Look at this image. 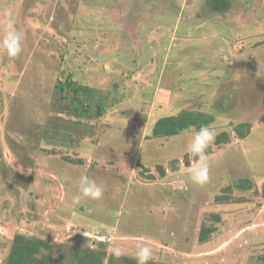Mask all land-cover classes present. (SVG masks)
I'll return each mask as SVG.
<instances>
[{
    "label": "rangeland",
    "instance_id": "rangeland-1",
    "mask_svg": "<svg viewBox=\"0 0 264 264\" xmlns=\"http://www.w3.org/2000/svg\"><path fill=\"white\" fill-rule=\"evenodd\" d=\"M140 1L0 0V264H3L9 238L23 220L19 211L27 200L35 203V196L44 209L40 215L44 229H49L52 234L65 229L59 237L62 241L85 238L84 242L92 246H95L94 241H104L107 249L123 253L145 250L155 258H159L161 250H167L169 253L165 258L171 260L173 255L177 261L173 258L171 261L183 264H246L252 250L264 247V197L259 193L264 183V70L251 72V65L260 63L249 62L250 58L246 57L241 59L240 54L234 57L232 54L233 68L228 70L230 65L223 66L218 56H213L222 33L214 24L207 27L185 25L187 41L183 47L174 42L171 34L164 43L170 17L164 11L174 0H158L153 11L158 17L139 24L140 28L136 29L133 18ZM187 1L182 0V3ZM181 17L178 13L172 21L173 27L180 23ZM230 20L228 22L235 27V22ZM240 34L239 38L233 39L232 53L241 46L246 48L253 35H246L244 31ZM225 45L224 49L228 51L229 47ZM134 47L139 49V55L155 57L152 63L144 65L146 70L143 75H138L139 80L136 78L131 82L123 77L128 87L141 82V78L147 84L146 77L149 72H156L154 67L160 59L157 54L163 47L165 59L188 56L189 63L196 67L204 63L219 66L214 70L182 68L178 87L160 114H174L178 109L188 107L187 98L193 96L194 91L197 98L206 100L204 104L216 115L213 127L193 134H177L161 142L158 138L144 137L150 133L148 117L154 103L145 115H138L126 109L133 102L124 93L128 97L127 103L106 110L95 122L94 111L86 118L75 119L70 115L74 104L69 98L52 99L55 77L61 68L69 66L77 76L80 70L82 75L76 76L77 83L87 81L82 76L91 70L98 73L97 76L104 74L100 72L102 65L106 72H114L116 78L122 77L126 75L124 69L139 65L140 58L134 60L136 63L120 61L119 66L124 67V72L113 68L114 59L116 62L123 53L130 55V48ZM261 48L259 60L264 57V46ZM212 56L213 60L209 62ZM82 59L87 60L85 64L80 63ZM109 65L112 66L108 68ZM182 65L185 67L186 64ZM170 66H174L172 71L178 68V65ZM66 69L62 72L64 75ZM222 71H227L234 79L229 77L231 81H227L224 78L223 85L219 77L213 76V81L207 83L203 76L204 73L214 75ZM170 80L171 71L164 77L162 95H165ZM218 99L219 107H216L213 102ZM122 108L126 110L123 112ZM121 120L123 123L118 127L116 122ZM113 122L109 127L105 126ZM141 122L144 127L140 132ZM241 122L252 123L243 140H232L221 148L213 146L211 155L203 154L202 148L212 145L218 130ZM71 138L78 139L71 144L73 146L68 144ZM42 147L69 152L75 149L79 150L80 156L101 163L111 160L123 166H129L131 162V165L128 172L124 169L118 172L91 169L64 162L59 154H47ZM192 149L198 150L201 157L198 162L192 161L191 167L156 179L155 184L146 182L137 186L143 181H134V163L153 166L158 161L180 158ZM121 172L126 173L128 189L125 191ZM238 178L253 180L258 193L232 189L225 193L228 197L230 194L235 197L246 195L251 200L219 204L216 196L223 193L222 187L235 183ZM48 179L52 180L48 182ZM175 186L178 194H172L173 190L169 188ZM49 187L58 194L52 197L51 205ZM138 187H145V197L136 190ZM164 193L163 203L157 197ZM166 202L171 211L162 215L160 210ZM258 202L260 207L255 206ZM217 212L225 222L224 226L206 242H200L201 222L207 224L208 214ZM246 219H253L252 224L239 227ZM20 225L36 230L28 222Z\"/></svg>",
    "mask_w": 264,
    "mask_h": 264
},
{
    "label": "trees",
    "instance_id": "trees-1",
    "mask_svg": "<svg viewBox=\"0 0 264 264\" xmlns=\"http://www.w3.org/2000/svg\"><path fill=\"white\" fill-rule=\"evenodd\" d=\"M157 1L158 0L140 1V4H138L136 7L137 8V10L135 11L136 16L132 15L134 16L133 20H135V22L137 23L136 29L140 28L139 24L142 23L144 24V22L146 23L150 22L153 18L155 19V17H158L153 15L154 13L153 11H155L154 7ZM174 1L173 2L171 1L170 6H167L166 10L164 11V14L166 16L167 15L170 16L168 19L169 25L166 28L167 32L163 37L164 43H166V40L170 37L171 34V37L174 35L175 38L174 42L176 44H180L183 47L185 45V42L187 41L186 32H185V29L187 27H184L185 25L186 26L201 25L200 27L202 26L207 27L210 24L211 25L214 24V26H218L220 28L222 33L219 34L218 47L215 50L213 56L215 57L218 56L219 61H221V64H223V66L228 67L230 65L228 70H230L231 67L233 68L234 61L231 60V56L232 54L233 57L240 54L239 56L241 57V59H244L246 57L247 59L250 58V60H247L249 62L255 61L260 63L257 64L256 66L254 64H253L254 66L251 65L252 66L250 68L251 72H253L254 69H256V72L257 69L264 70V63H263L264 57H261L260 60L257 57L259 49L263 50L261 47L264 46V32H263L264 31L263 30L264 0H188L185 3H182V0H177V2ZM259 10L262 11L263 15L262 13H259ZM132 11H134V9ZM178 13H180V16H182L181 17L182 20H180L181 24L178 23L177 26L173 27L172 21L174 20V18L177 16ZM230 18L232 19L230 21L235 22V27L228 22V19ZM187 19H190L191 22H189ZM158 20L160 21V19ZM156 23L157 22H155V24ZM160 23H157V25ZM241 31L246 32V35L248 33H252L253 35L251 36V38L248 39L249 45L246 48H244V46H241L238 50H235L236 52L233 51L235 53L234 54L231 51L233 50L232 49L233 39L235 40L239 38V35H241L240 34ZM202 32H204V30ZM225 44L229 47L228 51L224 49ZM135 49H136L135 47L133 49L130 48L131 52H129L128 50L130 55H127L125 53L121 54L120 55L121 57L116 58V62L114 59L113 68L114 69L120 68L123 71L124 67L119 66L120 61L133 62L134 60L137 61L140 58L138 60L139 62L137 61L139 65L138 66L133 65L132 67L124 69V71H126L125 72L126 75L122 77L116 78L114 76L115 75L114 72L113 73L106 72V70L104 69V65L101 64L102 70L100 72H103L104 74L100 73V76H97L96 74L98 73L91 70L88 73H85L84 76H82V78H84V80L87 81H84L82 83H77V78H76L77 75L74 74L75 71L73 69L69 68V66L67 67V69L61 68L60 73L55 77V81L53 84V91L51 95L52 99L62 100L69 98V102L74 104V106H72L73 109L70 115H74L75 119L77 117L80 118V116L86 118L85 116L88 113L94 111L93 118H95V122L96 120H98L99 116L103 114L106 110L110 111L115 106L123 102L124 103L122 105H125V103H127L125 101L127 100L128 97L131 99L133 103L131 102L132 104H128V107L126 109L132 110L138 115L140 113H143L142 115H145L146 112L149 110L150 106L152 107V104L154 103L155 106L153 107V112L151 113V116L148 117V119H150L149 120L150 126L148 128L150 133L145 134L144 137L145 139L158 138L161 140V142L168 140L171 136H175L177 134H181V133L193 134L195 132L207 130L208 128H211V126L213 127V123L215 121L214 118L216 117V115H214V113L210 111L208 107L204 104L206 100L201 101L199 98H197L198 96H196L197 92L195 93L194 91H193V96L187 98V102L190 103L188 107L186 105V107H182L178 109L177 110L178 112L174 114L162 115V116H160V114H162L161 112H163L162 109H164V106L166 104H169V100L171 99L173 90L174 89L176 90L178 87V77L180 76V72L182 68H183L182 70H184L188 68L195 69V68L204 67L205 69L211 68L214 70L215 68L216 69L219 68V66L216 64L204 63V65L200 67H196L193 66L191 63H189V60L187 58L188 56H186L185 59L183 58L168 59V57H166L165 59L163 57L164 54V47H163L160 54H157L159 55L158 57L160 59L159 62H156V68L154 67L156 72H149L150 73L149 76L146 77L147 84L146 83L144 84V81L141 78L140 79L141 82H134L132 87L131 86L128 87L127 85L124 84L123 81L125 79L131 82L132 80L136 81L138 75L140 74L141 76V74L143 75V73L145 72L146 68H143L144 65H146L147 62L152 63L153 58L155 57V56L144 57V54L139 55L140 53L138 52L139 50L138 48L136 50ZM244 49H248L247 52L246 51L244 52L243 51ZM133 53L135 54L134 58L129 59V57H131ZM263 55H264V51H263ZM213 56L209 60V62L213 60ZM86 61H87L86 59H82L80 63L85 64ZM136 61H134V63H136ZM245 63L246 65H249L247 62ZM171 64L178 65V68H176L175 71H172L173 70L172 67L174 66L171 67L170 66ZM182 64L184 65L186 64L185 67ZM110 66L112 65H109L108 68H110ZM65 69L67 70L66 75L62 73L63 70L65 71ZM178 69H180L179 72ZM170 71H171V80L169 84H167L165 95L164 94L162 95V91L165 88L164 86L161 88V85H164L163 83L164 77ZM79 75H82L80 70H79ZM203 76L205 79H207V83L213 81L212 80L214 78L213 76L219 77L220 79H222L223 85H225V79H227V81L228 79L230 80V78L232 80L234 79L233 77H231L230 73H228L227 75V71L225 72L222 71L220 73L216 72V74L214 75L213 73H204ZM123 77H125L124 80ZM88 79H90V81ZM137 80H139V78H137ZM215 81L217 80L215 79ZM148 85H150V87H148ZM132 89L135 92H133ZM124 93H127L128 97ZM132 98L135 101H133ZM219 100L220 99H218L217 102H213V105L219 107V103H218ZM56 105L57 104H55L54 106ZM123 109L124 108H122V110ZM125 110H123V112ZM223 110L224 109L222 108L220 112L222 113ZM120 123H123V121L121 120L116 122L118 127ZM112 124H114V122L106 123L105 126L109 127V125ZM143 127H144V123L141 122L140 132L142 131ZM251 127H252L251 122H241L238 124H233V127L229 126V128L226 127L225 129L218 130L217 133L214 135V138L212 140V145H206L202 148L203 154L205 156L211 155L214 150L213 146H216V148H221L226 144L231 143L232 140H238V141L243 140L250 132ZM98 135L96 134V136ZM75 142H78V139L71 138L68 144H70V146H73L71 144H74ZM95 142H96V137L93 139V143ZM42 151L46 152L47 154L49 153H53L57 155L59 154V157L64 162H67L72 165L86 166L91 169L100 168L103 171H108V169H111V171L113 172H118L121 171V169H124V171L128 172L129 167L131 165L130 162V165L129 166L126 165L127 166L126 167L121 164H117L116 162L111 160H105L104 162L101 163L96 159L93 158L89 159L80 156L79 150H75V149L69 152L63 149L56 150L55 148L48 149L46 147L45 148L42 147ZM200 157L201 156L199 151L196 149H192L190 152H185L180 158H169L165 162L158 161L157 163H154L153 166H150L149 164L144 165L136 162L133 165V167L136 168L134 181L135 182L139 180L143 181L139 183L137 186L145 185L147 183L155 184L156 179H163L169 173H176L179 172L182 168L191 167L192 161L198 162V160H200ZM125 174H126L125 172H121V178L124 181L122 189L124 191L126 190V188L128 189V185H126L127 178L125 177ZM65 179L67 180V178ZM51 180L52 179H48L46 181L49 182ZM24 181H26V179ZM24 181L22 180V182ZM66 182L69 183V181ZM178 183L179 182H177V184ZM145 187L136 188L139 194L140 195L143 194L144 197L146 195ZM49 188H50L49 205H51L52 197L58 194H54L55 192L53 190L54 188L51 187ZM169 188L173 190L172 194L179 193L178 188H176V186L175 188L173 187H169ZM222 188H223L222 189L223 193L217 194L216 196L219 204L221 203L224 204V202L225 204H228L229 202L230 203L244 202V201L247 202L251 200L250 197L246 195H238L235 197L233 194H230V196L228 197L225 193H230V190L232 189H236L241 192H245L247 190H253L255 193H258V190L253 180L249 178H238L235 183L228 186H224ZM22 189H24L25 191L26 187ZM133 190L135 192V188H133ZM259 193L262 197H264V183L260 187ZM165 196L166 195L164 193L161 194V197L158 196L157 198L160 200V202L163 201L164 203ZM37 198L38 197L35 196L34 198V200L36 201L35 203L34 201L29 202L27 200V202H25L26 204L22 206V210H20L18 213V215H20V217L23 219L22 221L19 220L20 224L23 222H28L30 224H33L36 230L35 229L30 230L24 226H21L18 223V228L16 232H14L13 235L9 238L3 264H183L181 262L171 261L172 258L174 257L173 255L171 256L172 257L171 260L169 259L170 257H167L168 259L165 258V256L169 253L167 250H161L162 252L160 253L159 258L157 257L155 258V256H153L149 252H146L145 250H139L134 253H123L117 250H113L109 248L107 249L105 247L106 244L104 241H96V242L94 241L95 246L86 244L84 242L85 238H82V240L80 241H74V240L62 241L60 240L59 237L66 231L65 229L61 228L53 234L50 233L49 229L47 231L44 229L43 223L40 221L41 218L40 215L43 213L44 209L40 207L41 205L39 204L38 202L39 200H37ZM168 205H169L168 203L162 205L163 208L160 210L162 215H165L171 211L168 210L169 209ZM255 206L260 207V203L259 202L258 204L256 203ZM48 209L50 210V207H48ZM255 209L256 208L253 207L254 211ZM207 221H208L207 224L205 222H201L200 224L199 233H198V240L200 242H206L210 238V236L217 233L221 229V227L224 226L225 224V222L221 221V217L218 212L211 215L208 214ZM252 222L253 219H246L245 221L240 222L238 226L241 227L243 225H250L252 224ZM165 225L167 224H164V227H168V225L167 226ZM176 258L173 259L176 260ZM246 264H264V247H261L260 249L255 248L254 251L252 250V253H250V255L247 258Z\"/></svg>",
    "mask_w": 264,
    "mask_h": 264
},
{
    "label": "crops",
    "instance_id": "crops-1",
    "mask_svg": "<svg viewBox=\"0 0 264 264\" xmlns=\"http://www.w3.org/2000/svg\"><path fill=\"white\" fill-rule=\"evenodd\" d=\"M94 231V230H93Z\"/></svg>",
    "mask_w": 264,
    "mask_h": 264
}]
</instances>
